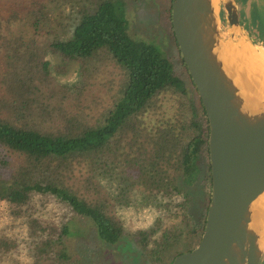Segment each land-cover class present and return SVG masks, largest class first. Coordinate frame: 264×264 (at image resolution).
<instances>
[{"label":"trees","instance_id":"trees-1","mask_svg":"<svg viewBox=\"0 0 264 264\" xmlns=\"http://www.w3.org/2000/svg\"><path fill=\"white\" fill-rule=\"evenodd\" d=\"M57 4H67L68 36L42 47L11 32L12 23L27 20L38 36L48 13L65 12ZM124 15V0H0V264H74L69 239L86 232L75 230L68 213L87 220L99 243L118 242L124 226L94 181L103 156L140 193L160 198L152 223L133 232L159 264L186 232L203 230L208 193L202 215L190 217L180 190L196 181L200 153L207 158L203 108L197 98L202 121L192 103L191 117H147L161 94L182 95L186 86L155 46L129 34ZM46 51L64 60L109 56L119 72L116 100L105 98L89 117L69 116L62 105L69 88L49 74ZM203 179L208 187V165Z\"/></svg>","mask_w":264,"mask_h":264},{"label":"water","instance_id":"water-1","mask_svg":"<svg viewBox=\"0 0 264 264\" xmlns=\"http://www.w3.org/2000/svg\"><path fill=\"white\" fill-rule=\"evenodd\" d=\"M226 21L225 36L221 16ZM170 28L207 122L210 192L197 244L169 264H260L264 245L252 220L264 191V95L255 94L231 56L235 31L253 46L235 0H171Z\"/></svg>","mask_w":264,"mask_h":264},{"label":"rangeland","instance_id":"rangeland-1","mask_svg":"<svg viewBox=\"0 0 264 264\" xmlns=\"http://www.w3.org/2000/svg\"><path fill=\"white\" fill-rule=\"evenodd\" d=\"M124 1V17L127 21L129 34L155 46L171 62L174 74L184 82L187 91L182 95L172 92V90L164 92L157 98L156 105L158 107L152 109L147 117H150L151 121L153 118L179 117L180 112L181 117H191L189 105L192 103L196 120L202 121L197 94L194 92L187 73L181 65L177 48L170 33L168 9L171 0ZM66 5L57 4V10L65 8L64 13L55 11L53 12L54 16L48 13L49 22L45 20L41 23L42 31L38 36L33 35V29L27 20L12 23L11 32L20 36L25 42L38 41L42 47L54 38H60L63 35L68 36L71 22L67 15ZM254 13L262 14L257 9ZM259 16L262 17L263 15ZM223 17L222 15L221 31L225 36L228 27ZM260 24H262V21ZM45 59L49 62V74L59 83L69 88V96L64 99V104L62 102L69 116L89 117L95 113L98 104L104 103L105 98H109L107 105L111 104L114 98L116 100L118 91L117 93L115 91L119 72L109 56H104L99 52L85 60H64L57 54L46 51ZM91 85L93 88L90 90V94H86V91H88L86 89ZM79 91H82V95L78 94ZM102 92L106 96H102ZM200 154L197 164L201 169L196 181L191 186L180 188L181 193L186 194L188 200L187 213L190 217L202 215L207 203V193L209 195L210 192V181L207 187L204 186L205 178L203 179L206 165H208V156L206 158L205 155ZM101 160L104 161V167L98 169V175L95 176L94 181L103 191L111 209L113 208L117 217L121 219L125 233L115 244H101L96 240L92 227L88 226L87 220H81L79 217L68 213L67 217L74 222L75 226H79L75 230L82 229V232H86L83 236L69 239V245L73 247L74 264H159L157 260L149 255L147 250L138 246V236H135L133 232L152 223L153 217L158 214L154 203H159L160 198L154 197V199L149 195L146 197V194L140 193L133 186V178L128 176L123 168L118 164L113 167L112 162L109 159L106 160L105 156L101 157ZM10 161L12 163H10L8 170H13L14 160L10 158ZM2 218L3 215L0 214V220ZM177 220L178 218L175 221ZM199 237L200 235L192 236L186 232L184 236H181L179 243L170 252L162 256L163 264H169L173 257L177 255H174L175 252L181 253L187 248L192 249L197 244ZM263 263L264 254L260 261V264Z\"/></svg>","mask_w":264,"mask_h":264},{"label":"bare ground","instance_id":"bare-ground-1","mask_svg":"<svg viewBox=\"0 0 264 264\" xmlns=\"http://www.w3.org/2000/svg\"><path fill=\"white\" fill-rule=\"evenodd\" d=\"M224 0H211L215 13H218ZM231 56L240 66V75L247 80L253 92L264 95V48L250 45L235 31L230 46ZM252 220L259 230V243L264 245V191L251 205Z\"/></svg>","mask_w":264,"mask_h":264},{"label":"flooded vegetation","instance_id":"flooded-vegetation-1","mask_svg":"<svg viewBox=\"0 0 264 264\" xmlns=\"http://www.w3.org/2000/svg\"><path fill=\"white\" fill-rule=\"evenodd\" d=\"M237 13L240 18V23L247 28L252 39H256V36L264 39V0H235ZM255 9L260 13H254ZM259 15H263L260 17ZM262 21V24H260ZM264 48V47H263ZM208 156V152H207ZM209 165V161H208ZM210 181V174H209ZM185 252V251H184ZM182 253V252H181Z\"/></svg>","mask_w":264,"mask_h":264}]
</instances>
